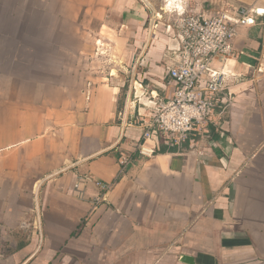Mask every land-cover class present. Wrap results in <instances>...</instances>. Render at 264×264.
I'll return each mask as SVG.
<instances>
[{
  "label": "crops",
  "instance_id": "1",
  "mask_svg": "<svg viewBox=\"0 0 264 264\" xmlns=\"http://www.w3.org/2000/svg\"><path fill=\"white\" fill-rule=\"evenodd\" d=\"M99 3L105 35L87 39L92 61L65 68L88 75L81 97L45 117L75 126L0 146V264H264V18L234 39L229 113L195 143L161 142L148 157L142 121L172 96L179 41L144 31L140 0Z\"/></svg>",
  "mask_w": 264,
  "mask_h": 264
},
{
  "label": "rangeland",
  "instance_id": "2",
  "mask_svg": "<svg viewBox=\"0 0 264 264\" xmlns=\"http://www.w3.org/2000/svg\"><path fill=\"white\" fill-rule=\"evenodd\" d=\"M97 1L0 0V146L27 133H57L75 126L72 122H46L45 117H53L54 109L65 108L60 102L81 97V77L88 75L70 74L65 68L91 62L94 46L87 39L105 35V8ZM140 1L146 10L144 31L161 27L167 33L172 19L182 12H231L241 7L264 10V0ZM258 25L264 28V20ZM46 35L57 43L43 42ZM94 60L98 62L97 54ZM3 157L0 154V160ZM13 181L16 186H26L23 177ZM7 196L16 206L23 199L13 189Z\"/></svg>",
  "mask_w": 264,
  "mask_h": 264
},
{
  "label": "built area",
  "instance_id": "3",
  "mask_svg": "<svg viewBox=\"0 0 264 264\" xmlns=\"http://www.w3.org/2000/svg\"><path fill=\"white\" fill-rule=\"evenodd\" d=\"M263 15L259 8L241 7L231 12H182L172 19L167 31L179 41L171 51L169 67L175 88L168 99H157L152 113L143 119L140 155L151 156L161 142L178 147L193 144L217 118L229 113L234 94L228 63L235 54L234 39L240 27L255 24Z\"/></svg>",
  "mask_w": 264,
  "mask_h": 264
},
{
  "label": "water",
  "instance_id": "4",
  "mask_svg": "<svg viewBox=\"0 0 264 264\" xmlns=\"http://www.w3.org/2000/svg\"><path fill=\"white\" fill-rule=\"evenodd\" d=\"M181 260L190 264H194V259L193 257L189 256V255H182L181 256Z\"/></svg>",
  "mask_w": 264,
  "mask_h": 264
},
{
  "label": "bare ground",
  "instance_id": "5",
  "mask_svg": "<svg viewBox=\"0 0 264 264\" xmlns=\"http://www.w3.org/2000/svg\"><path fill=\"white\" fill-rule=\"evenodd\" d=\"M168 1H170L171 2V4H173V0H168ZM261 10V12H264V10L263 9H260Z\"/></svg>",
  "mask_w": 264,
  "mask_h": 264
}]
</instances>
